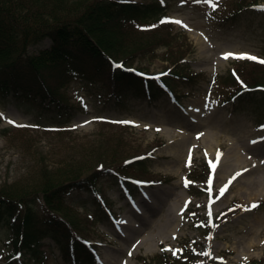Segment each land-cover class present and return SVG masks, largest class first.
<instances>
[{
  "label": "rangeland",
  "instance_id": "obj_1",
  "mask_svg": "<svg viewBox=\"0 0 264 264\" xmlns=\"http://www.w3.org/2000/svg\"><path fill=\"white\" fill-rule=\"evenodd\" d=\"M162 1L171 22L155 20L141 28L130 24L123 39L126 50L119 59L141 79L120 85L125 88L120 96L125 105L112 104L113 97L109 100L117 85L107 70L99 82L88 84L91 94L73 72L64 80L59 76L49 80L66 105V114L72 115L64 127L37 123L19 86L10 85L9 93L0 96V195L18 200L22 209L30 206L39 224L60 216L71 237L95 255L78 264H264V195L229 187L219 194L221 168L233 152L242 147L264 161V117H259L264 111L251 104L235 110L246 103V94L264 95V64L222 58L226 53H247L264 59V0ZM212 3L217 4L215 9ZM240 8L238 17H227L228 10ZM50 42L45 38L31 44L29 53ZM5 63L0 58V66ZM166 72H171L167 75L171 88L158 83L151 98L141 84L143 78L151 75L158 81ZM246 88L249 91L237 98L236 92ZM83 121L92 122L78 126ZM217 132L222 143L205 139ZM229 137L233 144L227 143ZM218 153L222 164L213 174L209 160L215 162ZM138 157H144L143 162ZM263 171L264 164L232 182ZM124 185L132 190L124 191ZM56 188L62 201L49 203L47 193ZM33 197L38 203L28 204ZM253 203L257 207L244 210ZM213 223L219 227L213 228ZM150 234L153 242L145 240ZM12 236V220L0 224V264L15 251ZM209 244L211 258L196 254ZM169 246L183 249L182 254L162 251ZM40 250V260L24 250L10 264H75L64 259L52 238L43 239Z\"/></svg>",
  "mask_w": 264,
  "mask_h": 264
},
{
  "label": "trees",
  "instance_id": "obj_2",
  "mask_svg": "<svg viewBox=\"0 0 264 264\" xmlns=\"http://www.w3.org/2000/svg\"><path fill=\"white\" fill-rule=\"evenodd\" d=\"M166 11V6L156 1L0 0V58L7 61L0 66V96L9 93L10 85L19 86L23 88L26 106L38 123L63 127L71 122L72 115L66 114L67 107L56 96L49 80L67 77L73 70L80 76L81 86L91 93L88 84L103 79L106 69L110 72L108 78L117 85L113 97L114 103L118 102L124 91L120 85L127 80L136 81L130 73L126 74L125 68L116 67L120 64L115 62L126 50L123 39L129 32L128 26L156 20ZM45 36L52 39V44L29 53V45ZM72 46L75 51L70 49ZM151 80L146 79L148 92L152 91ZM163 81L168 82L166 76ZM251 97L246 94V103L239 106L251 104L264 111V95ZM55 192L57 188L47 193L49 203L62 201L59 192ZM27 203L35 205L38 201L33 197ZM9 219L13 220L14 247L27 250L34 258L41 257L38 249L46 236L59 243L65 259H71V248L78 256L88 252L82 243L71 239L70 227L61 219L51 217L39 224L40 218L30 206L22 209L18 200L0 195V222Z\"/></svg>",
  "mask_w": 264,
  "mask_h": 264
},
{
  "label": "bare ground",
  "instance_id": "obj_3",
  "mask_svg": "<svg viewBox=\"0 0 264 264\" xmlns=\"http://www.w3.org/2000/svg\"><path fill=\"white\" fill-rule=\"evenodd\" d=\"M175 131V129H172ZM254 136V135H253ZM253 136H250L249 138H252ZM205 139L211 140L213 144L220 141L222 143L221 136L217 133H209L205 135ZM230 142V144H233L235 140L233 138H227ZM243 144V143H242ZM247 147V146H245ZM239 153L233 152V155H229L228 162L223 164V167L221 168V174L219 175V178L221 179V185L222 187L228 183V181L231 179L232 176H234L237 172H242V174H249L250 171L253 169H260L262 165L264 164V161L258 160L254 158L253 156L249 155L248 153H245L243 151V148H239ZM235 150V149H234ZM226 161L225 157L222 159V162ZM220 165L222 164L219 162ZM249 163H251V166H249ZM244 169H247L248 171H243ZM242 175V176H243ZM246 176V175H245ZM230 190H239L243 194H254V195H264V171L259 173L258 176H246L244 177V180L240 183H234L232 182L229 185ZM248 196L246 195V199ZM133 216V214H131ZM127 217V214L126 216ZM127 222H129V217L127 218ZM133 224V223H131ZM262 241L264 239V228L262 230ZM145 240H149V242L154 241V235L150 234L146 236ZM145 240H142L140 244L144 243ZM126 264H132V263H126Z\"/></svg>",
  "mask_w": 264,
  "mask_h": 264
},
{
  "label": "snow or ice",
  "instance_id": "obj_4",
  "mask_svg": "<svg viewBox=\"0 0 264 264\" xmlns=\"http://www.w3.org/2000/svg\"><path fill=\"white\" fill-rule=\"evenodd\" d=\"M194 3H200L201 0H193ZM204 2L206 3H210L212 2V0H204ZM212 7L213 9H215L217 7V4L216 3H212ZM162 23H167V22H171L168 18H165L164 20L161 21ZM175 23L177 24H180L181 21L177 20L175 21ZM154 27V26H153ZM229 57H235V58H246V59H250L252 61H258L259 63L261 64H264V59H259L257 58L256 56H253V55H249L247 53H243V54H235V53H226V54H222V58L223 59H228ZM122 65H116V67H121ZM163 75V74H162ZM241 84L243 85V82L241 81ZM246 87V86H245ZM86 107V106H85ZM209 107V104L208 103H205V109H207ZM195 111L199 112L200 109H195ZM3 114H0V116H2ZM97 119H103V118H93V120H97ZM8 123L10 124H13L14 126H17V127H27V125H19V124H16L15 121H12V120H8L7 121ZM92 121H83L81 125H78V126H85L89 123H91ZM117 123H125V124H132L133 126H138V125H135V122H131V121H119ZM75 127V126H74ZM157 131H160V129H157ZM203 133H200L198 134L197 136V139H199L200 136H202ZM261 140H264V138H261ZM252 143H256V141H253ZM150 155V154H149ZM220 156H222V153H218L217 155V158H216V161L213 162L211 160H209V164H210V167L212 169V172L213 174L215 173V170L217 168V165L219 163V160H220ZM144 157H138L137 159H143ZM191 162V153L189 155V163ZM243 171H248L247 169H244ZM242 174V172H237L234 176L231 177V179L228 181L227 184H225L221 189H220V196H223L224 193L228 190V187L229 185L232 183V181H234L237 177H239L240 175ZM137 184H144V183H149V182H143V181H136ZM209 184H211V180H209ZM185 186L187 187V183L185 184ZM208 191L211 192V187L208 188ZM214 202V201H213ZM257 207V204L253 203L250 208L249 207H245L244 210L245 211H249L251 210V208H255ZM229 211H233V209H230ZM222 216L224 215H227L226 213H223L221 214ZM208 216L211 218L212 216V212H211V208L209 207V211H208ZM217 219H219V217H217ZM116 223H124V221H117ZM213 228H218L219 225L218 224H215L213 223L211 225ZM175 238V237H174ZM85 243H89V242H85ZM138 243V242H137ZM162 251H171L173 253V255H178V254H182L183 252V249H172L170 246L167 247L166 249H162ZM195 251V250H194ZM132 253L129 252V255H131ZM200 256H203V257H209L211 258L212 256V253H211V245L209 244L208 245V249L205 250V251H202V252H199V253H196ZM19 255L20 254H17V257L16 258H19ZM197 264H202V262H197Z\"/></svg>",
  "mask_w": 264,
  "mask_h": 264
}]
</instances>
